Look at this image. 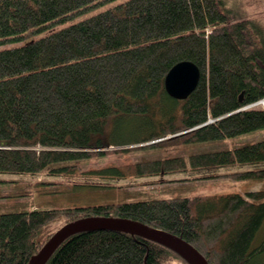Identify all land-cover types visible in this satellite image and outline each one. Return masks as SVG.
I'll return each instance as SVG.
<instances>
[{"label":"trees","instance_id":"trees-1","mask_svg":"<svg viewBox=\"0 0 264 264\" xmlns=\"http://www.w3.org/2000/svg\"><path fill=\"white\" fill-rule=\"evenodd\" d=\"M107 1L0 0V40L40 31ZM184 60L197 64L201 77L187 98L177 99L164 81ZM262 99L261 19L227 0H122L0 50V173L47 170L61 176L76 170L67 162L110 153L111 145L178 146L262 130L264 107L252 106ZM124 118L149 132L117 144L108 127ZM246 166L225 175L264 179V139L92 172L124 179ZM87 217L127 218L171 232L195 246L209 264H264V238L254 244L264 223V188L0 212V264H28L62 226ZM170 261L190 264L148 237L90 229L66 238L46 264Z\"/></svg>","mask_w":264,"mask_h":264},{"label":"rangeland","instance_id":"rangeland-1","mask_svg":"<svg viewBox=\"0 0 264 264\" xmlns=\"http://www.w3.org/2000/svg\"><path fill=\"white\" fill-rule=\"evenodd\" d=\"M120 1L122 0L107 1L40 31L29 32L21 37H10L6 40H0V50L25 44L104 10ZM227 3L239 8L246 15L259 18L264 22V0H227ZM257 105L255 104V106ZM261 105L263 106L264 104ZM129 124L130 122L126 118L120 119L116 123L111 122L108 127L109 138H112L117 144H126L146 134L145 132H149L144 129L139 130L136 124ZM261 139H264V129L222 141L198 142L178 146L132 148L140 144L111 145L108 148L111 151L110 153L67 162L66 164H76V170L71 174L51 175L47 170L37 175L0 173V212L28 211L37 208H64L230 192L245 194L247 191L264 188V179L236 178L225 174L236 173L239 169L249 168L248 166L216 168L200 172H194L189 169L188 171L169 175L130 176L124 179L101 178L92 171L114 165L123 166L128 163L176 155L188 157L194 152L234 147ZM149 143L146 142L141 145ZM212 174L214 175L213 177L211 176ZM162 180H166V182H161ZM42 182L51 183L41 184ZM263 238L264 223L255 238L254 244H260ZM167 264H178V262L170 261Z\"/></svg>","mask_w":264,"mask_h":264},{"label":"water","instance_id":"water-1","mask_svg":"<svg viewBox=\"0 0 264 264\" xmlns=\"http://www.w3.org/2000/svg\"><path fill=\"white\" fill-rule=\"evenodd\" d=\"M200 77L201 70L197 64L189 60L180 61L173 65L166 74L165 90L174 98L185 99L195 90ZM171 136L173 135H168L166 138ZM90 229H117L142 235L172 248L190 264H209L205 256L182 237L139 221L118 217H87L65 224L38 253L30 258L28 264H46L66 238L79 231Z\"/></svg>","mask_w":264,"mask_h":264},{"label":"built area","instance_id":"built-area-1","mask_svg":"<svg viewBox=\"0 0 264 264\" xmlns=\"http://www.w3.org/2000/svg\"><path fill=\"white\" fill-rule=\"evenodd\" d=\"M257 103H263V104H264V99L258 101ZM257 103H254V104H257ZM254 104H253V105H254Z\"/></svg>","mask_w":264,"mask_h":264},{"label":"bare ground","instance_id":"bare-ground-1","mask_svg":"<svg viewBox=\"0 0 264 264\" xmlns=\"http://www.w3.org/2000/svg\"><path fill=\"white\" fill-rule=\"evenodd\" d=\"M263 104V103H262Z\"/></svg>","mask_w":264,"mask_h":264}]
</instances>
